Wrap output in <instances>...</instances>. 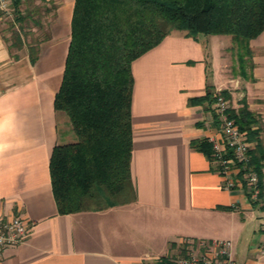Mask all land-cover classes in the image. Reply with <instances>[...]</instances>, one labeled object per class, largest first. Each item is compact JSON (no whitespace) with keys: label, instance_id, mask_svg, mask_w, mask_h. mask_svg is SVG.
Listing matches in <instances>:
<instances>
[{"label":"crops","instance_id":"1","mask_svg":"<svg viewBox=\"0 0 264 264\" xmlns=\"http://www.w3.org/2000/svg\"><path fill=\"white\" fill-rule=\"evenodd\" d=\"M51 5L43 23L49 37L33 63L24 49L11 57L0 29V215H22L31 224L21 243L5 248L0 264H165L185 239H226L236 264H264V186L255 203L247 188L225 190L209 155L192 145L220 138L214 103L188 100L228 89L222 77L226 45L215 52L206 38L225 35L174 30L132 62L135 199L58 212L49 159L56 144L76 135L53 101L74 0ZM250 47L246 77L227 81L242 85V96L231 91L233 107L244 97L264 125V30Z\"/></svg>","mask_w":264,"mask_h":264},{"label":"trees","instance_id":"2","mask_svg":"<svg viewBox=\"0 0 264 264\" xmlns=\"http://www.w3.org/2000/svg\"><path fill=\"white\" fill-rule=\"evenodd\" d=\"M41 1L51 9L52 0ZM21 2L12 0L11 37L2 36L12 58L24 49L33 63L41 41L49 37L47 31L41 32V38L35 32L44 31L42 18L48 8L41 11L34 0H27V9L22 10ZM34 13L43 14L40 21L33 18ZM174 30L192 37L229 35L239 73L246 76L247 66L253 65L250 40L264 30V0H74L62 80L53 101L56 109L66 112L76 135L73 142L56 144L49 159L59 213L103 209L135 199L130 170L131 65ZM28 35L31 38L25 40ZM218 96L230 98L228 90L221 89L188 102L214 103ZM238 103V107L229 104L227 114L254 143L249 159L258 174L261 196L264 125L244 97ZM192 143L211 156L209 142Z\"/></svg>","mask_w":264,"mask_h":264},{"label":"built area","instance_id":"3","mask_svg":"<svg viewBox=\"0 0 264 264\" xmlns=\"http://www.w3.org/2000/svg\"><path fill=\"white\" fill-rule=\"evenodd\" d=\"M11 3L12 0H0V10L8 12ZM228 106L229 102L222 96L214 102L220 138H209L212 149L210 159L216 172L223 177L225 190L247 188L250 201L260 202L258 174L249 159L254 143L247 139L246 131H242L228 116ZM30 227L31 224L22 215H0V259L6 247L19 244L26 238ZM169 261L174 264H236L231 256V242L226 239H185L178 253L169 257Z\"/></svg>","mask_w":264,"mask_h":264},{"label":"rangeland","instance_id":"4","mask_svg":"<svg viewBox=\"0 0 264 264\" xmlns=\"http://www.w3.org/2000/svg\"><path fill=\"white\" fill-rule=\"evenodd\" d=\"M27 4H28L27 0L26 1L22 0V2L20 4V8L22 10L27 9V8H25V6H27ZM33 4L36 6H38V4H39V6L42 7L41 11H44V8L50 5V4H47V2L44 3V1H41V0H34ZM47 8H48V10H47L45 15H49L51 13L50 7H47ZM41 15H43V14H41ZM45 15H43V18H42L43 21H47V18ZM33 16H34L33 18H36L39 20L40 16H37V13H34ZM13 18H14V14H13L12 7L8 12H4V11L0 10V21H1L0 29H2L1 34L7 35V37H9V38L11 37L10 36L11 27H10L9 23H10V20H12ZM35 32H36L37 36L41 38V36H43V33H41V32H45V26H44V31H42V28H38V30H36ZM180 32H183V31H180ZM24 38H25V40H29L31 38V36L28 35ZM206 38L210 39L209 44H208L209 48L211 50L214 49L215 52H218L219 47L222 46V44H224V43L226 45L225 47L228 46L227 48L224 47V49H223V56H225L226 59H225L224 64H223V69H222L223 75H222V77L226 80V82L229 86L227 90L230 94V98H227V101H231V105L233 106V104H232L233 94L231 93V91H236V96H239V97L242 96V95H239V93H237L238 91L242 90V85H241V83H235L234 81L233 82L231 81L232 82V84H231V82L227 81V79H234L235 77H238V76L242 77V78L246 77L245 75H241L239 73V68H238L239 63H238V60L235 56V51H236L235 44L233 45L231 37L229 35L212 36V37L207 36ZM248 69L249 68L247 66L246 72L248 71ZM235 99L238 100L240 98L237 97ZM177 253L178 252H175V254H177Z\"/></svg>","mask_w":264,"mask_h":264}]
</instances>
